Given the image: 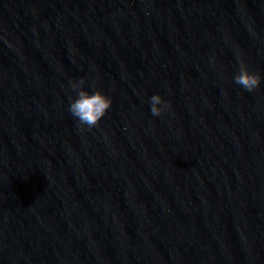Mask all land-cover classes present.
<instances>
[{
    "label": "water",
    "instance_id": "obj_1",
    "mask_svg": "<svg viewBox=\"0 0 264 264\" xmlns=\"http://www.w3.org/2000/svg\"><path fill=\"white\" fill-rule=\"evenodd\" d=\"M240 59L264 77V0H0V264H264ZM82 78L113 99L91 130Z\"/></svg>",
    "mask_w": 264,
    "mask_h": 264
},
{
    "label": "clouds",
    "instance_id": "obj_2",
    "mask_svg": "<svg viewBox=\"0 0 264 264\" xmlns=\"http://www.w3.org/2000/svg\"><path fill=\"white\" fill-rule=\"evenodd\" d=\"M234 83L247 92H253L264 83V77L250 70L245 61L240 59ZM87 84L88 81L84 78L71 81V91L74 96L70 97L68 111L81 130L98 127L113 106V99L106 92L98 88L90 89ZM148 103L150 113L155 117H161L172 110L171 102L160 93L152 95Z\"/></svg>",
    "mask_w": 264,
    "mask_h": 264
}]
</instances>
